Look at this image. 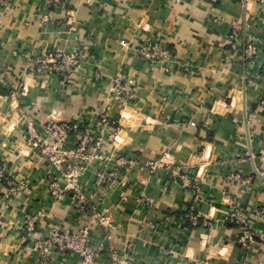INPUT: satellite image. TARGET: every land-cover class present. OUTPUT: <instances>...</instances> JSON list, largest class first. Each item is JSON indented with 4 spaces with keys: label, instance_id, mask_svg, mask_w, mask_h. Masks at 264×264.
<instances>
[{
    "label": "crops",
    "instance_id": "obj_1",
    "mask_svg": "<svg viewBox=\"0 0 264 264\" xmlns=\"http://www.w3.org/2000/svg\"><path fill=\"white\" fill-rule=\"evenodd\" d=\"M7 1L0 8V167L24 186L7 198L0 181V264H40L35 237L24 230L29 216L41 229L89 226L100 264H264V219L252 221L255 243L246 253L226 217L232 203L246 212L264 205V106L256 79H264V0ZM233 21L242 27L240 44L252 36L259 51L251 61L229 46L225 28ZM145 40L158 41L169 56L139 59ZM58 48L83 55L74 75H38L34 59ZM120 72L121 90L114 82ZM100 112L114 124L101 125ZM26 119L37 128L72 121L101 139L98 158L77 182L103 224L77 208L65 176L75 161L55 167L32 149ZM155 160L180 166L196 188L167 168L150 172L145 163ZM98 173L111 176L92 198ZM234 175L248 178L251 189ZM49 179L64 190L60 200ZM190 215L198 216L196 225ZM51 264L82 263L67 252L54 253Z\"/></svg>",
    "mask_w": 264,
    "mask_h": 264
},
{
    "label": "built area",
    "instance_id": "obj_2",
    "mask_svg": "<svg viewBox=\"0 0 264 264\" xmlns=\"http://www.w3.org/2000/svg\"><path fill=\"white\" fill-rule=\"evenodd\" d=\"M49 7H57L66 3L68 0H44ZM210 4H216L220 0H205ZM8 6L7 0H0V8L5 9ZM246 9V4L244 5ZM43 22L50 20V15L42 16ZM242 27L240 22L233 21L225 28V36L229 40V46L233 51L241 50L245 61H251L259 53L257 47L253 43L252 36L246 39V44L241 45L238 36ZM121 44H124L121 41ZM136 54L139 59L154 62L165 59L169 56L167 49L162 46L158 41L145 40L138 45ZM264 56V53H263ZM83 55L77 51H67L61 48L49 51L37 56L34 59L36 65V73L40 76L57 77L65 79L74 75L75 70L83 62ZM93 59V56H90ZM126 79L125 73L120 72L117 74L114 82L117 86L122 88V81ZM258 83L262 84V95L260 104L264 106V79H259ZM128 99H133L134 94L130 90H124ZM100 124L109 127L114 124V121L109 120L104 112L99 113ZM25 139L26 143L32 148L37 150L42 156L46 157L55 167H62L63 163L67 160H74L75 163L71 165L70 171L65 174L69 187L74 191V199L76 200L77 208L80 212L87 211L91 213L94 218L99 219L103 224V218L100 219L99 215L94 212V207L89 203V200L78 189L77 177L82 173L87 163L92 158H98L95 152L96 147L99 146L101 139L94 136V132L90 126H80L72 121H55L47 120L43 122L40 127H36L34 123L28 119L25 120ZM74 144H71V140ZM112 139L117 142V138L112 134ZM261 140L264 144V125L261 128ZM150 172L158 169L167 168L183 181V184L192 189L196 188L194 181L180 172V166L176 164H167L161 160H155L145 163ZM109 175L105 173H98L94 179V192L92 198H96L98 194L105 188L106 183L109 181ZM232 178L241 182L247 190H250V180L234 175ZM0 181L7 186L6 197H14L20 192L24 186L23 181H16L7 175L5 169L0 167ZM50 193L53 199L60 200L64 195V190L58 184L49 179ZM227 220L238 228L237 244L240 249L249 253L253 249L255 243V233L252 227L254 219H264V205L259 206L251 212H246L240 209L236 203H232L227 211ZM190 225H196L198 216L190 215L188 217ZM208 225V222H204ZM25 232L28 235L35 237L34 250L36 259L40 264H51V257L54 253H67L71 252L76 255L82 264H100L97 262V251L90 250L88 234L90 227L85 226L79 232L71 230H61L57 227H50L41 229L37 225L36 217H27L25 223ZM121 264V263H109Z\"/></svg>",
    "mask_w": 264,
    "mask_h": 264
}]
</instances>
